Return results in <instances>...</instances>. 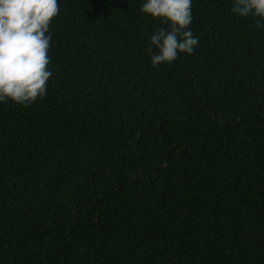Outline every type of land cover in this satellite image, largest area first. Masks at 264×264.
Listing matches in <instances>:
<instances>
[{
  "label": "trees",
  "instance_id": "trees-1",
  "mask_svg": "<svg viewBox=\"0 0 264 264\" xmlns=\"http://www.w3.org/2000/svg\"><path fill=\"white\" fill-rule=\"evenodd\" d=\"M145 2L58 0L46 96L0 102V264H264V28L192 0L153 67Z\"/></svg>",
  "mask_w": 264,
  "mask_h": 264
},
{
  "label": "clouds",
  "instance_id": "clouds-1",
  "mask_svg": "<svg viewBox=\"0 0 264 264\" xmlns=\"http://www.w3.org/2000/svg\"><path fill=\"white\" fill-rule=\"evenodd\" d=\"M140 11L168 25L150 38L157 49L151 56L153 67L176 60L180 53H194L199 39L190 30L192 0H146ZM59 12L58 0H0V102L27 107L46 96L53 76L48 67L50 24ZM231 12L259 18L256 27L264 28V0H234Z\"/></svg>",
  "mask_w": 264,
  "mask_h": 264
}]
</instances>
